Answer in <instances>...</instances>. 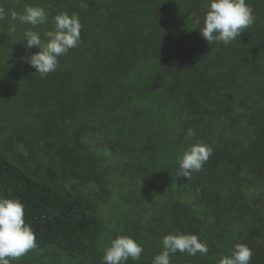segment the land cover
Segmentation results:
<instances>
[{
    "label": "trees",
    "instance_id": "16d2710c",
    "mask_svg": "<svg viewBox=\"0 0 264 264\" xmlns=\"http://www.w3.org/2000/svg\"><path fill=\"white\" fill-rule=\"evenodd\" d=\"M246 2L254 23L209 45L195 23L208 0H0V197L24 205L38 252L103 264L124 235L143 246L126 264H152L164 236L184 233L208 252L177 251L171 264H217L236 244L264 264V0ZM26 5L47 22L13 21ZM61 12L78 14L81 42L42 77L22 59L39 50L24 32L46 39ZM14 141L25 162L5 154ZM195 143L212 155L178 176ZM75 181L93 196L67 191Z\"/></svg>",
    "mask_w": 264,
    "mask_h": 264
},
{
    "label": "clouds",
    "instance_id": "9594fccd",
    "mask_svg": "<svg viewBox=\"0 0 264 264\" xmlns=\"http://www.w3.org/2000/svg\"><path fill=\"white\" fill-rule=\"evenodd\" d=\"M6 10L0 7V20L5 18ZM11 19L33 27L45 24L48 14L42 7L26 5L23 13L11 11ZM195 15V14H194ZM53 29L45 33L46 39L32 29L24 32V45L27 50L39 49L24 59L42 77L54 72L62 55L70 49L79 46L81 42L82 24L78 14L71 16L61 12L53 18ZM253 9L246 0H208L205 15L197 17L195 23L199 26V33L210 45L222 42L227 45L240 36L254 23ZM11 30H15L12 28ZM193 129L188 130V136L193 137ZM213 149L203 143L190 144L177 157L179 166L178 176L190 178L194 172H199L204 163L212 155ZM24 205L18 199L0 197V264H11L29 251L35 249L36 237L30 225L26 224ZM163 251L156 255L152 264H171L170 255L177 251L195 255L197 252L206 254V243L199 240L195 234L175 233L162 238ZM143 246L133 238L118 235L112 239L104 249L103 264H126L131 259L139 261ZM252 250L245 244H236L231 254L221 256L217 264H250Z\"/></svg>",
    "mask_w": 264,
    "mask_h": 264
},
{
    "label": "rangeland",
    "instance_id": "374dc122",
    "mask_svg": "<svg viewBox=\"0 0 264 264\" xmlns=\"http://www.w3.org/2000/svg\"><path fill=\"white\" fill-rule=\"evenodd\" d=\"M19 143L18 141H14L13 144H11L8 148H6L5 150V154L7 155V157H13V158H18L21 161H26V160H22L21 158V151H20V147H19ZM32 156L27 157V160H31ZM33 165L30 164V168L32 169ZM87 185V184H85ZM73 189H75V191L73 193H79V194H85V195H90L93 196L92 191L89 190V188H87V186H83L82 184H78L77 181H75L74 184H71L70 186L66 187L67 191H72ZM97 205H98V212L100 217L105 221V223L107 224L108 220L107 219V213H108V205L107 204H103V202L101 200L97 201ZM111 216V221L110 222V228L114 229V230H118L116 228L120 227L118 222V219L116 218L115 215H110ZM110 229V230H111ZM109 230V228H108ZM107 230V231H108ZM107 233V232H106ZM50 252H47V250L44 251H40L38 252L36 249H33L31 251H29L25 256L21 257L18 260H12L11 264H75L73 262L70 261H66L63 260L59 257L58 253L56 251L53 250H49ZM185 253V252H184Z\"/></svg>",
    "mask_w": 264,
    "mask_h": 264
}]
</instances>
